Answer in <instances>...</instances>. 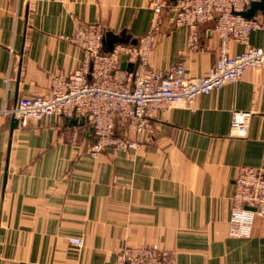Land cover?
Instances as JSON below:
<instances>
[{
	"label": "crops",
	"instance_id": "0c3cea01",
	"mask_svg": "<svg viewBox=\"0 0 264 264\" xmlns=\"http://www.w3.org/2000/svg\"><path fill=\"white\" fill-rule=\"evenodd\" d=\"M245 13L264 18V0ZM152 18L149 0H0V110L45 94L53 73L80 65L82 51L68 39L80 23L100 24L109 52L136 44ZM212 28L199 24L189 50L187 28L162 15L149 64L182 61L189 76L205 74L217 56ZM248 43L263 45L264 28ZM233 110L252 113L245 137L230 134ZM152 124L136 149L92 157V129L81 117L20 125L0 112V264H114L120 248L153 244L169 264H264V216H254L249 235L229 234L238 167L264 165V65L189 106L156 111Z\"/></svg>",
	"mask_w": 264,
	"mask_h": 264
},
{
	"label": "built area",
	"instance_id": "2783aa9c",
	"mask_svg": "<svg viewBox=\"0 0 264 264\" xmlns=\"http://www.w3.org/2000/svg\"><path fill=\"white\" fill-rule=\"evenodd\" d=\"M259 0H149L153 18L146 34L136 44H116L102 51V26L80 23L68 39L80 47V65L71 73H53L49 90L42 95L20 97L12 107L0 112L11 114L20 125L44 116L57 114L66 118L81 117L92 129L94 141L87 147L92 157L105 149L112 152L136 149L153 131L152 118L175 103L189 106L201 94L239 80L249 68L264 65V44L250 45L248 35L264 28V18L254 19L245 8ZM175 26L187 28V48L198 46V25L213 21L218 38L217 56L205 74L191 77L186 65L177 61L161 69L149 64V53L162 15ZM243 45L232 52L230 43ZM125 56L126 67L121 68ZM250 111L233 110L230 134L245 137ZM125 124L116 133L117 121ZM76 142L77 133H73ZM264 216V165L238 167L230 196L229 234H250L254 216ZM70 244L81 245L77 237ZM114 264H169V253L159 245L124 246Z\"/></svg>",
	"mask_w": 264,
	"mask_h": 264
},
{
	"label": "rangeland",
	"instance_id": "374dc122",
	"mask_svg": "<svg viewBox=\"0 0 264 264\" xmlns=\"http://www.w3.org/2000/svg\"><path fill=\"white\" fill-rule=\"evenodd\" d=\"M123 129H125V124L122 121L118 120L116 131L118 132Z\"/></svg>",
	"mask_w": 264,
	"mask_h": 264
},
{
	"label": "water",
	"instance_id": "95a60500",
	"mask_svg": "<svg viewBox=\"0 0 264 264\" xmlns=\"http://www.w3.org/2000/svg\"><path fill=\"white\" fill-rule=\"evenodd\" d=\"M246 14V13H245ZM247 15V14H246ZM126 67V62H125V56L122 57V63H121V68Z\"/></svg>",
	"mask_w": 264,
	"mask_h": 264
}]
</instances>
